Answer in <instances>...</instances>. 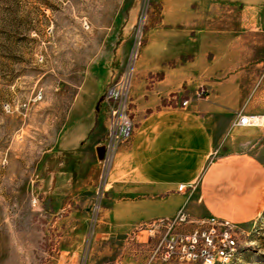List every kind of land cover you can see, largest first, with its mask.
<instances>
[{
    "label": "rangeland",
    "instance_id": "obj_1",
    "mask_svg": "<svg viewBox=\"0 0 264 264\" xmlns=\"http://www.w3.org/2000/svg\"><path fill=\"white\" fill-rule=\"evenodd\" d=\"M157 10V0H0V264H182L151 258L164 229L125 218L88 140L79 145L86 124L71 134L68 120L91 113ZM238 72L264 124V36ZM253 129L264 160V127ZM237 229L233 264H264V210Z\"/></svg>",
    "mask_w": 264,
    "mask_h": 264
},
{
    "label": "crops",
    "instance_id": "obj_2",
    "mask_svg": "<svg viewBox=\"0 0 264 264\" xmlns=\"http://www.w3.org/2000/svg\"><path fill=\"white\" fill-rule=\"evenodd\" d=\"M157 5L131 84L132 135L114 153L104 191L117 194L119 211L140 224L183 212L252 227L264 210V160L254 127L236 124L239 114L253 115L238 69L253 38L264 36V0ZM103 94L91 113L74 110L68 119L71 134L86 124L79 145L88 140L94 170L106 132ZM68 156L72 167L74 153Z\"/></svg>",
    "mask_w": 264,
    "mask_h": 264
},
{
    "label": "built area",
    "instance_id": "obj_3",
    "mask_svg": "<svg viewBox=\"0 0 264 264\" xmlns=\"http://www.w3.org/2000/svg\"><path fill=\"white\" fill-rule=\"evenodd\" d=\"M141 34L135 36L134 43L128 55L122 72L105 88L102 102L105 108L106 132L103 143V158L101 160L104 177L107 176L110 164L117 148L129 140L133 131L131 119L130 89L135 65L139 56ZM205 91L199 93L204 96ZM187 100L181 102V107L187 105ZM239 127H264L256 116L239 114L236 122ZM178 191H184L183 186ZM193 225L190 232L179 227ZM151 227H162L164 237L153 249L151 258H161L182 264H233L239 257L238 229L227 221L214 218L192 220L179 212L173 219H160L149 223ZM264 235V233H263Z\"/></svg>",
    "mask_w": 264,
    "mask_h": 264
},
{
    "label": "water",
    "instance_id": "obj_4",
    "mask_svg": "<svg viewBox=\"0 0 264 264\" xmlns=\"http://www.w3.org/2000/svg\"><path fill=\"white\" fill-rule=\"evenodd\" d=\"M103 152H104L103 146H98L96 148V153H97V157H98L99 160H102Z\"/></svg>",
    "mask_w": 264,
    "mask_h": 264
},
{
    "label": "bare ground",
    "instance_id": "obj_5",
    "mask_svg": "<svg viewBox=\"0 0 264 264\" xmlns=\"http://www.w3.org/2000/svg\"><path fill=\"white\" fill-rule=\"evenodd\" d=\"M257 118V117H256ZM257 121L259 122V119L257 118ZM263 123H264V119H263V121H262Z\"/></svg>",
    "mask_w": 264,
    "mask_h": 264
}]
</instances>
